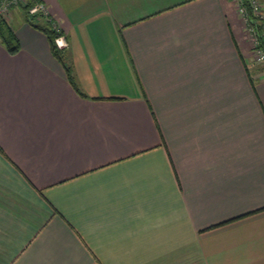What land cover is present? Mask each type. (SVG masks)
I'll use <instances>...</instances> for the list:
<instances>
[{
	"label": "crops",
	"instance_id": "obj_1",
	"mask_svg": "<svg viewBox=\"0 0 264 264\" xmlns=\"http://www.w3.org/2000/svg\"><path fill=\"white\" fill-rule=\"evenodd\" d=\"M40 1L85 97L11 7L0 264H264V67L233 1Z\"/></svg>",
	"mask_w": 264,
	"mask_h": 264
},
{
	"label": "trees",
	"instance_id": "obj_2",
	"mask_svg": "<svg viewBox=\"0 0 264 264\" xmlns=\"http://www.w3.org/2000/svg\"><path fill=\"white\" fill-rule=\"evenodd\" d=\"M28 3L30 4L31 1H29ZM243 3L246 6L247 12L250 17L249 19L251 20V22H253L257 30V33L259 34V37H260L259 45L264 49V41H263V36H262V31L264 29V18L259 19V18L254 17L251 14V10L248 5V0H243ZM26 8H27L26 6L23 7V9L25 10V21L29 23L31 26H33L34 28L42 31L46 35L48 42H49L51 54L64 67L68 82L80 96L85 97L84 94L78 88L74 73L66 61V55H65L64 49H60L55 45V38L59 35H63L62 31L60 29H57L56 27H53L52 22L48 18H46V16L38 15V14L29 15V13H27ZM0 43L4 46V48L10 54H15L20 49L19 40L16 37L12 29V26L7 20L3 19L1 16H0Z\"/></svg>",
	"mask_w": 264,
	"mask_h": 264
},
{
	"label": "built area",
	"instance_id": "obj_3",
	"mask_svg": "<svg viewBox=\"0 0 264 264\" xmlns=\"http://www.w3.org/2000/svg\"><path fill=\"white\" fill-rule=\"evenodd\" d=\"M31 1L29 4L28 2ZM239 14L242 16V19L247 28V35L252 44V50L254 58L259 62L264 64V49L259 45L260 37L257 33V30L249 19V14L247 12L246 6L243 3V0H232ZM248 5L251 10V14L259 19L264 18L263 5L261 0H248ZM16 6H26L27 13L29 15H43L46 16L45 5L40 0H0V16L8 20L11 7ZM264 37V35H263ZM55 45L64 49L67 47L66 39L63 35H59L55 38Z\"/></svg>",
	"mask_w": 264,
	"mask_h": 264
},
{
	"label": "rangeland",
	"instance_id": "obj_4",
	"mask_svg": "<svg viewBox=\"0 0 264 264\" xmlns=\"http://www.w3.org/2000/svg\"><path fill=\"white\" fill-rule=\"evenodd\" d=\"M245 24V23H244ZM246 26V25H245ZM247 29V28H246ZM255 57V56H254ZM255 59V58H254ZM256 60V59H255ZM257 61V60H256ZM259 63V62H258ZM261 65H259L260 67L262 66V67H264L263 65V63H260ZM39 219H41V218H39Z\"/></svg>",
	"mask_w": 264,
	"mask_h": 264
}]
</instances>
